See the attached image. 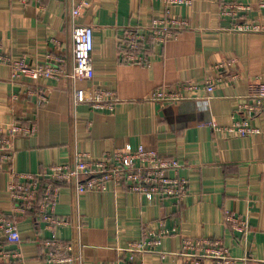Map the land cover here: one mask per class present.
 <instances>
[{
  "label": "crops",
  "instance_id": "1",
  "mask_svg": "<svg viewBox=\"0 0 264 264\" xmlns=\"http://www.w3.org/2000/svg\"><path fill=\"white\" fill-rule=\"evenodd\" d=\"M220 1L192 0L174 7L172 14L187 19L190 28L149 47L148 64H134L118 56L123 38L130 29L162 15L156 0H0L2 51L14 59L26 57L31 64L44 63L48 52L70 64L72 25L91 26L94 74L90 80L75 81V87L110 90L117 98L113 111L91 109L86 103L73 106L66 81L39 80L47 101L37 109L21 102V115L33 117L37 131L15 140L13 169L38 173L67 163L74 151L100 159L125 145L130 150L144 145L179 161L178 174L188 181V194L177 207L168 201L148 202L123 183L79 194L61 185L55 214L69 224L55 229L54 235L60 242L75 241L74 258L67 264H188L187 257L176 254L183 236L221 239L236 257L235 264L264 261V117L252 120L260 132L249 136L211 127V122L230 125L236 105L256 94L258 82H264V34L229 30L228 19L219 16ZM80 3L81 13L72 20L70 11ZM261 14L251 17L261 20ZM229 59L235 62L224 75L233 78L215 82L209 98L203 91H191L178 102L150 99L159 88L216 79L223 70L215 65ZM30 83L27 78L10 81L8 67L0 64V122L12 118V94L23 97ZM8 182V173L0 167V215L18 225L24 264H47L42 242L52 234L35 210L13 214ZM226 211L247 219L250 230L244 237L227 227ZM159 222L177 226L179 232L162 237L157 247L161 252H136L129 260V245L155 231ZM200 264L213 263L204 259Z\"/></svg>",
  "mask_w": 264,
  "mask_h": 264
},
{
  "label": "built area",
  "instance_id": "2",
  "mask_svg": "<svg viewBox=\"0 0 264 264\" xmlns=\"http://www.w3.org/2000/svg\"><path fill=\"white\" fill-rule=\"evenodd\" d=\"M26 2L27 0H22ZM162 4V15L153 18L145 27L136 26L130 29L123 38V50L119 58L127 63L148 64L146 54L149 47L164 44L179 32L189 29V21L179 15H173L176 6H188L192 0H156ZM83 3L72 7L70 16L73 19L81 13ZM261 20L251 15L260 13ZM219 16L228 19V29L240 33L264 34V0H221ZM93 49V30L89 25L74 23L71 30V63L65 57L48 52L45 62L31 64L26 57L14 59L2 51L0 43V64L9 69V80L12 82L27 78L30 86L21 95L12 94L10 98L11 120L0 122V167L5 168L9 175L8 195L12 201V211L24 214L35 210L43 223V228L52 236L42 242L43 255L47 264H67L74 258V240L60 242L55 239L54 231L67 226V219L55 214V204L59 196L60 183L72 187L76 194L84 191H103L107 183H123L127 190L145 197L148 202L168 201L174 206L183 204L188 194V181L178 174L181 163L175 158L162 157L155 146L139 145L130 150L128 146L113 149L102 155L100 159L90 158L88 153L74 151L71 158L64 164H52L45 170L18 172L13 169L15 155L14 142L17 138H29L36 134L37 126L33 117H26L19 111L28 102L33 109L44 105L47 91L39 85V80H64L69 86V102L76 106L88 104L91 109L113 111L117 98L113 91L104 89L85 90L75 87L77 80H90L93 77L91 52ZM233 59L218 63L215 68L223 73L216 79H206L202 83H180L173 88H159L150 99L156 102H178L186 99L191 91L205 92L209 98L214 83L231 81L232 74L225 76L234 64ZM21 96L22 101L19 99ZM25 96L27 98H25ZM198 96H194L197 98ZM234 110L230 125L221 127L211 122L212 129L239 136L258 134L260 129L252 120L264 117V82H258L257 93L246 96ZM22 120H26L23 122ZM227 227L244 237L250 230V224L242 215L232 211L224 213ZM80 223L77 225L79 232ZM179 232L177 226L166 227L158 224L155 231L145 232L143 238L131 243L128 248L129 257L135 253L161 252L158 246L162 237ZM21 237L16 221L8 216L0 215V261L2 264H24L19 249ZM12 246V247H11ZM177 255L187 257L188 264H200L208 259L213 264H235L229 248L219 238L182 237ZM244 261L250 260L243 258ZM264 264V261H259Z\"/></svg>",
  "mask_w": 264,
  "mask_h": 264
},
{
  "label": "trees",
  "instance_id": "3",
  "mask_svg": "<svg viewBox=\"0 0 264 264\" xmlns=\"http://www.w3.org/2000/svg\"><path fill=\"white\" fill-rule=\"evenodd\" d=\"M23 122H25L26 120H22ZM61 185H64L65 183H60ZM61 187V186H60Z\"/></svg>",
  "mask_w": 264,
  "mask_h": 264
}]
</instances>
